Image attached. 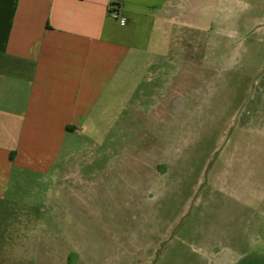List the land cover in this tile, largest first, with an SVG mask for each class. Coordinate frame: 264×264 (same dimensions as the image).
Instances as JSON below:
<instances>
[{
  "label": "rangeland",
  "instance_id": "obj_1",
  "mask_svg": "<svg viewBox=\"0 0 264 264\" xmlns=\"http://www.w3.org/2000/svg\"><path fill=\"white\" fill-rule=\"evenodd\" d=\"M243 29L163 76V105L135 136L121 122L89 135L98 185L74 171L87 201L31 199L33 178L0 204V264H264V30Z\"/></svg>",
  "mask_w": 264,
  "mask_h": 264
},
{
  "label": "crops",
  "instance_id": "obj_2",
  "mask_svg": "<svg viewBox=\"0 0 264 264\" xmlns=\"http://www.w3.org/2000/svg\"><path fill=\"white\" fill-rule=\"evenodd\" d=\"M247 25L264 30V0H0V204L20 202L33 178L31 199L87 201L74 171L79 186L98 185L83 160L89 135L121 122L135 136L163 105V76ZM23 212L40 218L35 205Z\"/></svg>",
  "mask_w": 264,
  "mask_h": 264
},
{
  "label": "built area",
  "instance_id": "obj_3",
  "mask_svg": "<svg viewBox=\"0 0 264 264\" xmlns=\"http://www.w3.org/2000/svg\"><path fill=\"white\" fill-rule=\"evenodd\" d=\"M110 12L112 13V15H113L114 17H116V18L119 17V12H118V10H117L116 7H114V6H110ZM121 21L124 22L125 20L122 19Z\"/></svg>",
  "mask_w": 264,
  "mask_h": 264
}]
</instances>
